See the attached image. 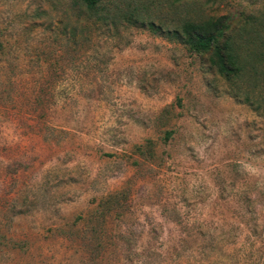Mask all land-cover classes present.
I'll use <instances>...</instances> for the list:
<instances>
[{
    "label": "rangeland",
    "instance_id": "374dc122",
    "mask_svg": "<svg viewBox=\"0 0 264 264\" xmlns=\"http://www.w3.org/2000/svg\"><path fill=\"white\" fill-rule=\"evenodd\" d=\"M113 3L0 0V264H264V0ZM219 16L231 80L141 25Z\"/></svg>",
    "mask_w": 264,
    "mask_h": 264
},
{
    "label": "trees",
    "instance_id": "16d2710c",
    "mask_svg": "<svg viewBox=\"0 0 264 264\" xmlns=\"http://www.w3.org/2000/svg\"><path fill=\"white\" fill-rule=\"evenodd\" d=\"M76 1L84 4L85 7L94 14L101 9L104 0ZM118 1L120 0H114L113 5L115 8L119 7L117 4ZM112 10L113 8L108 12V15H111V18L107 17V20H109L110 23L114 22L113 19L115 16V12L112 13ZM107 20H104V22ZM143 23H148V26L152 30L156 33L163 34L167 39H174L177 42H181L192 54L202 55L204 53H209V61L211 65L216 68L219 75L228 80L242 76L247 65L251 64L248 54L243 56L242 52L244 44H238L237 41L232 38L234 36L225 35L230 25V22H228L225 16L208 17L199 20H192L188 17H183L174 24L172 28L163 24L155 25L150 20L147 22L142 20L141 25H144ZM255 58L256 55L250 60ZM121 194L122 193L120 192L111 193L100 200L98 203L99 208H102L100 213H104V210L107 207L106 203H108L107 199L118 200Z\"/></svg>",
    "mask_w": 264,
    "mask_h": 264
}]
</instances>
